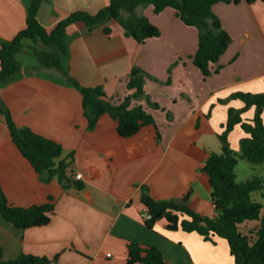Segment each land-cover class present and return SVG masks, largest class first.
<instances>
[{
    "label": "crops",
    "instance_id": "obj_1",
    "mask_svg": "<svg viewBox=\"0 0 264 264\" xmlns=\"http://www.w3.org/2000/svg\"><path fill=\"white\" fill-rule=\"evenodd\" d=\"M30 2L0 0L1 39H12L27 26ZM108 2L43 0L38 18L52 30L71 13L95 14ZM213 10L232 42L216 64L220 71L206 79L192 60L198 29L184 24L171 8L155 14L152 5L143 4L122 12L146 16L161 29L159 37L143 43L127 36L115 19L91 29L84 22L68 28L64 66L82 85H102L114 104L134 92L127 80L133 67L146 72V95L133 102L144 106L155 123L129 137L118 132L109 114L89 129L79 89L63 71L40 62L34 54L43 48L40 42L24 41L16 56L20 71L0 84V98L19 126L62 145L59 160L73 152L69 170L83 173L84 187H64L57 177L47 181L46 175L40 176L12 140L0 114V183L7 199L24 207L51 199L55 206L48 224L27 229L17 228L0 212V248L5 259L30 253L59 255L56 264H125L127 245L133 240L159 248L168 264H235L226 238L215 235L214 241H207L196 231L168 230L165 220L150 229L143 215L145 190L155 199H180L192 191L193 210L203 216L218 214L203 167L212 152H221L219 133L229 108L244 106L241 99L221 100L236 91L264 92V1L220 2ZM25 47L38 60L28 56L22 64L19 58ZM26 63L36 70L27 71ZM254 114L252 107L243 117L250 119ZM262 118L264 122V111ZM244 136L240 125L230 132L235 151H241ZM238 165V181L254 175L250 172L246 179H239ZM252 171L264 177V163ZM258 225L253 220L242 228L248 232Z\"/></svg>",
    "mask_w": 264,
    "mask_h": 264
},
{
    "label": "trees",
    "instance_id": "obj_2",
    "mask_svg": "<svg viewBox=\"0 0 264 264\" xmlns=\"http://www.w3.org/2000/svg\"><path fill=\"white\" fill-rule=\"evenodd\" d=\"M242 1L252 3L257 0H109L95 14L84 10L75 11L59 20L52 30H48L38 18L43 0H31L27 26L12 39L0 38V84L9 81L20 71L16 56L24 47V41H38L43 48L35 49L34 54L40 62L44 66L63 71L72 85L81 92L88 128L94 129L100 117L109 114L116 120L118 132L122 136H132L143 126L155 123L154 116L144 106L133 102L146 95V72L139 66L133 67L127 80L134 92L125 96L119 104H114L102 85L84 86L64 66L63 58L69 54L68 28L77 22H84L91 29L115 19L127 36L143 43L150 38L159 37L161 29L146 16H124L122 12L131 11L143 4L152 5L155 14L171 8L184 24L198 29V46L192 60L206 79L220 71V65L216 64L232 42L231 34L213 10L214 5L220 2L238 4ZM105 30L110 32L108 27ZM231 99H241L244 106L229 108L227 122L222 125L223 130L219 133L221 152H212L203 167L209 177L211 196L218 214L203 216L193 210L190 206L192 191L186 192L180 199H155L145 190L142 203L152 215L151 219H145V224L154 229L158 221L165 220L168 230L196 231L207 241H214L213 237L219 235L227 239L235 264H264V204L254 197L256 193L264 197V177L256 172L251 178L238 181L236 172L240 159L248 160L254 170L264 163V92L236 91L221 101ZM148 101L152 106L159 107L157 103ZM252 107H255L253 118L245 119L243 113ZM0 114L6 119L12 140L40 176L46 175L47 181L57 177L64 187H84L81 180L75 179L74 171L69 170L73 152L59 160L63 154L62 145L29 127L19 126L1 98ZM236 125H240L246 132V136L240 141V152L231 147L229 140L230 132ZM54 209L51 199L44 204L28 207L12 204L0 183V212L17 228L27 229L48 224ZM253 220L259 221V225L248 232L244 231L242 225ZM127 249L125 264H168L162 251L156 246L131 240ZM58 256L49 258L21 253L16 258L7 260L0 248V264H56Z\"/></svg>",
    "mask_w": 264,
    "mask_h": 264
},
{
    "label": "rangeland",
    "instance_id": "obj_3",
    "mask_svg": "<svg viewBox=\"0 0 264 264\" xmlns=\"http://www.w3.org/2000/svg\"><path fill=\"white\" fill-rule=\"evenodd\" d=\"M28 56H30L29 57V59L31 58L32 59V57L34 58V59H32V60H38L36 57H34V56H32V54H31V51L30 50H27V48L25 47V49L23 50V53L21 54V58H19V60H20V62L23 64V63H25V62H27L26 60H27V57ZM32 60H30V61H32ZM38 63V62H37ZM34 63L32 62L31 63V65H33ZM31 65H28V63H26V70L28 71V70H36L35 68H33V67H31ZM209 81V80H208ZM209 83V82H208ZM208 86H206V90H210L211 89V87L209 86V84H207ZM253 168H252V164L248 161V160H246V159H240L239 160V165H238V178L239 179H246L247 177L246 176H248V174H254L253 173ZM251 172V173H250ZM264 175V174H263ZM254 197L256 198V199H260V200H263L264 201V197H262V195L260 194V193H256V194H254Z\"/></svg>",
    "mask_w": 264,
    "mask_h": 264
},
{
    "label": "built area",
    "instance_id": "obj_4",
    "mask_svg": "<svg viewBox=\"0 0 264 264\" xmlns=\"http://www.w3.org/2000/svg\"><path fill=\"white\" fill-rule=\"evenodd\" d=\"M74 177H75V179L80 180L83 178V173L81 171H76V172H74ZM143 215H144L145 219H151V217H152L151 213H149L147 208L144 209Z\"/></svg>",
    "mask_w": 264,
    "mask_h": 264
}]
</instances>
